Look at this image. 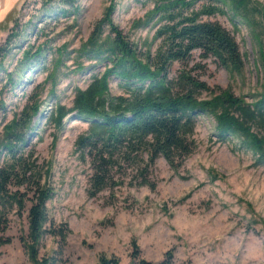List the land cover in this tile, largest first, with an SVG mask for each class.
Returning <instances> with one entry per match:
<instances>
[{
	"label": "rangeland",
	"instance_id": "374dc122",
	"mask_svg": "<svg viewBox=\"0 0 264 264\" xmlns=\"http://www.w3.org/2000/svg\"><path fill=\"white\" fill-rule=\"evenodd\" d=\"M109 1L74 0L77 10L65 6L67 12L61 14L59 0H0V44L9 33H16L0 71V134L28 94L36 93L41 101L39 112L31 130L24 133L25 142L18 153L31 152L39 168L48 169L41 178L51 189L44 202L45 215L53 226L63 224L68 230L61 245L57 237L42 234L37 257H49L51 264H98L102 254L115 258L117 264L140 260L157 264L168 259L169 252V264H222L225 253L247 233L264 235V162L254 163L251 152L236 138L218 140L209 115L197 117L196 146L176 170L161 156L147 167L145 176L152 187L137 184L140 177L133 178L127 169L120 184L91 197L85 191L90 172L87 158L81 159L73 147L87 123L72 113L63 118L60 128L45 119L56 104L69 106L73 89L85 87L89 75L102 70L101 64L84 60V68L75 70L72 51L86 38ZM113 1L112 22L139 46L145 42L152 51L157 43L152 39L154 25L130 30L131 22L150 4ZM258 1L264 8V0ZM202 19L217 21L232 34L243 55V76L230 79L212 58H200L197 50L185 68L209 86L229 87L252 101L262 90L264 68L246 27L237 23L235 29L227 14L214 13ZM39 44L40 54L19 65L23 49L34 50ZM61 46L65 51L52 94L48 82L40 84L52 69L54 49ZM180 67L172 64L168 75ZM8 73L12 86L7 83ZM116 84V78H109L110 94L121 92ZM3 159L0 150V163ZM26 206L4 210L0 264H32L20 239L26 234Z\"/></svg>",
	"mask_w": 264,
	"mask_h": 264
},
{
	"label": "trees",
	"instance_id": "16d2710c",
	"mask_svg": "<svg viewBox=\"0 0 264 264\" xmlns=\"http://www.w3.org/2000/svg\"><path fill=\"white\" fill-rule=\"evenodd\" d=\"M59 1L62 5L59 13L66 14L65 6L77 10L74 0ZM142 1L150 6L131 22L130 30L154 25L152 39L157 41L154 49L151 51L145 42L139 46L112 22L114 1L110 0L86 38L72 51L75 70L84 68L82 60L101 64L102 70L91 73L85 87L73 89L69 106L56 104L45 117L54 128H60L63 118L71 113L87 123L75 137L73 147L81 159L87 158L90 172L85 191L90 197L120 184L127 169L133 172V178L140 177L137 184L152 187L145 172L157 156L176 170L196 146L194 128L200 115L213 119L218 140L236 138L239 145L251 152L254 163L264 162V84L252 101H247L229 87L209 86L185 68L192 52L197 50L200 58H212L230 79L243 76V55L232 34L217 21L202 19L214 13L227 14L235 29L237 23L246 27L264 68L261 3L258 0ZM15 34L9 33L0 44V71L7 46ZM41 48L39 44L34 50L23 49L18 64L34 59ZM54 51L52 69L40 84L48 82L52 94L65 49L61 46ZM174 63L181 67L169 76ZM111 77L117 79L116 85L121 89L118 94L109 93ZM7 83L13 85L9 73ZM36 96V93L28 94L0 134L4 157L0 163V230L5 224L4 210L12 206L21 210L27 203L26 234L20 236L22 246L32 264H51L49 257H37L38 240L47 233L57 237L61 245L68 230L63 224L53 226L45 215L44 202L49 199L51 189L41 178L48 174V169L41 170L31 152L18 153L25 142L24 133L31 130L33 117L39 112L41 101ZM167 257L157 264H169V252ZM98 264H117V260L100 254ZM137 264L152 263L140 260Z\"/></svg>",
	"mask_w": 264,
	"mask_h": 264
},
{
	"label": "clouds",
	"instance_id": "9594fccd",
	"mask_svg": "<svg viewBox=\"0 0 264 264\" xmlns=\"http://www.w3.org/2000/svg\"><path fill=\"white\" fill-rule=\"evenodd\" d=\"M222 264H264V235L247 233L225 253Z\"/></svg>",
	"mask_w": 264,
	"mask_h": 264
}]
</instances>
